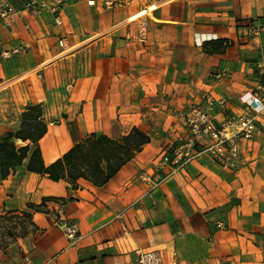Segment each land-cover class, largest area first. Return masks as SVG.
Wrapping results in <instances>:
<instances>
[{
  "label": "crops",
  "instance_id": "1",
  "mask_svg": "<svg viewBox=\"0 0 264 264\" xmlns=\"http://www.w3.org/2000/svg\"><path fill=\"white\" fill-rule=\"evenodd\" d=\"M6 1L19 14L0 19V139L39 106L46 166L93 134L137 128L150 142L101 187L31 172L30 156L0 176V215L41 208L0 264H129L153 250L163 264H264V116L232 169L201 154L157 189L141 178L185 143V112L204 95L224 102L216 126L241 112L264 62V0H69L61 26L25 11L28 0ZM62 223L77 225L74 244Z\"/></svg>",
  "mask_w": 264,
  "mask_h": 264
},
{
  "label": "built area",
  "instance_id": "2",
  "mask_svg": "<svg viewBox=\"0 0 264 264\" xmlns=\"http://www.w3.org/2000/svg\"><path fill=\"white\" fill-rule=\"evenodd\" d=\"M69 0H28L25 11L31 15L40 17L51 15L56 25H62L61 12ZM88 5H95L93 0ZM19 14L9 2L1 0L0 19L7 26H11L14 18ZM61 45L63 43L61 42ZM18 53L19 49L13 51ZM10 54L6 53L5 57ZM259 81L256 89L243 103L240 113L224 119L216 126L211 116L215 104L223 105V101L216 102L211 96L204 95L206 106L193 103L185 112L186 125L189 135L184 144L178 147L172 154L165 153L157 163L158 172L154 175H143L144 181L150 182L153 189L161 187L165 181L183 170L201 154H209L223 167L232 169L241 156L242 140H252L258 132L262 116H264V62L258 66ZM264 125V124H263ZM203 148L198 149L200 143ZM167 170V172H165ZM70 244H74L79 238V229L75 224H60ZM19 264H31L28 259ZM129 264H163V257L158 251H141L137 258ZM173 264H176L174 262Z\"/></svg>",
  "mask_w": 264,
  "mask_h": 264
},
{
  "label": "trees",
  "instance_id": "3",
  "mask_svg": "<svg viewBox=\"0 0 264 264\" xmlns=\"http://www.w3.org/2000/svg\"><path fill=\"white\" fill-rule=\"evenodd\" d=\"M215 43L208 45L215 46ZM46 132L47 125L43 120L41 107H28L21 116L20 130L0 139V176L3 179L30 156L28 170L31 172L45 175L55 182L65 181L73 187H78V181L82 179L101 187L150 142V137L137 128L120 139L93 134L84 142L75 145L62 158L46 166L39 146V141ZM14 140L29 143L18 148ZM29 209L21 213L9 212L0 215L1 224H11L5 228V236L17 239L25 237L30 228L36 229L32 222V211L40 212L41 208L32 205Z\"/></svg>",
  "mask_w": 264,
  "mask_h": 264
},
{
  "label": "rangeland",
  "instance_id": "4",
  "mask_svg": "<svg viewBox=\"0 0 264 264\" xmlns=\"http://www.w3.org/2000/svg\"><path fill=\"white\" fill-rule=\"evenodd\" d=\"M139 18V17H138ZM137 18V19H138ZM72 51H70V52H68L67 54H65V56L66 55H68V54H70ZM12 224H14V223H12ZM11 224H9V223H5V224H1L0 223V246L1 247H5V245L7 244V243H10V242H14V239H12V238H9L8 236H5V234H6V232H7V230L5 229L7 226H10Z\"/></svg>",
  "mask_w": 264,
  "mask_h": 264
},
{
  "label": "bare ground",
  "instance_id": "5",
  "mask_svg": "<svg viewBox=\"0 0 264 264\" xmlns=\"http://www.w3.org/2000/svg\"><path fill=\"white\" fill-rule=\"evenodd\" d=\"M160 6V5H159ZM154 7H156V5L154 6ZM153 8V7H152ZM152 10V9H151ZM140 15H134V16H130L131 18L129 19V21L131 22V21H134V20H136L138 17H139ZM125 19V18H124ZM126 20V19H125ZM129 21H127V22H129ZM120 22V21H119ZM117 26V25H116ZM114 27V26H113ZM100 40V39H99ZM77 53V52H76ZM57 61V60H56ZM50 62V61H49ZM42 66V65H41ZM50 67V66H49ZM32 71V70H31ZM33 75V74H32ZM22 78V77H21ZM18 80V79H17ZM13 84V83H12Z\"/></svg>",
  "mask_w": 264,
  "mask_h": 264
}]
</instances>
